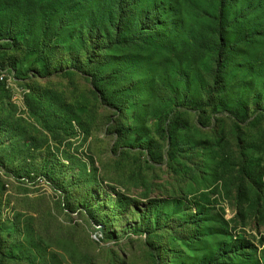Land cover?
Masks as SVG:
<instances>
[{"label":"rangeland","instance_id":"1","mask_svg":"<svg viewBox=\"0 0 264 264\" xmlns=\"http://www.w3.org/2000/svg\"><path fill=\"white\" fill-rule=\"evenodd\" d=\"M122 4L0 0V259L264 264V0Z\"/></svg>","mask_w":264,"mask_h":264},{"label":"trees","instance_id":"2","mask_svg":"<svg viewBox=\"0 0 264 264\" xmlns=\"http://www.w3.org/2000/svg\"><path fill=\"white\" fill-rule=\"evenodd\" d=\"M125 2H127L128 3V0H123V9L125 8H127V6H124V3ZM230 3H231V0H218V4H219V16H221L222 15V12H223V10L224 9H226L227 7H229L230 6ZM154 16V15H153ZM122 17V16H121ZM124 19V18H123ZM123 19H121V20H119V23H123L124 21H123ZM147 19H148V21L151 19L149 16L147 17ZM125 20V19H124ZM147 21H144L143 22V27H141L140 29H143V30H141V31H139V32H137V33H135L134 35H133V37L132 38H129V39H126V40H124V41H122V39H123V33H124V31L123 30H121V28H120V24L118 25V31H117V35H116V37H115V40L113 41V42H111V44H114V42H116L117 44H118V46H121V47H130V48H133V47H138L139 45H141L142 43H143V40H144V37H145V35H146V33L144 32V29L146 28V23ZM151 22H152V20H151ZM223 47H225V52L226 53H228V50H229V48H228V46H227V44L225 43V44H221L220 45V48H223ZM96 57H97V60L99 61L100 60V58H101V56L103 55V54H100V55H96V54H94ZM92 58V57H91ZM93 59V58H92ZM226 60V57H222V55H220V54H217V58H216V68L218 69V71H220V69H221V63L223 64V62ZM222 69H223V67H222ZM196 108V107H195ZM177 127H179V125L177 124L176 125ZM4 261H5V258L4 257H2L1 259H0V264H4Z\"/></svg>","mask_w":264,"mask_h":264},{"label":"built area","instance_id":"3","mask_svg":"<svg viewBox=\"0 0 264 264\" xmlns=\"http://www.w3.org/2000/svg\"><path fill=\"white\" fill-rule=\"evenodd\" d=\"M13 77V76H12ZM10 78V75L8 74V73H6V74H4V75H2L1 77H0V81L2 80V79H9Z\"/></svg>","mask_w":264,"mask_h":264},{"label":"bare ground","instance_id":"4","mask_svg":"<svg viewBox=\"0 0 264 264\" xmlns=\"http://www.w3.org/2000/svg\"><path fill=\"white\" fill-rule=\"evenodd\" d=\"M6 73H8L6 70L1 71V72H0V77H1L2 75L6 74ZM15 79H16V78H15ZM6 80H8V79H2V82H3V81H6ZM12 83H14V82L12 81ZM10 86H11V85H10Z\"/></svg>","mask_w":264,"mask_h":264}]
</instances>
